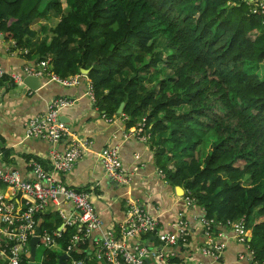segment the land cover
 Instances as JSON below:
<instances>
[{
  "label": "trees",
  "instance_id": "16d2710c",
  "mask_svg": "<svg viewBox=\"0 0 264 264\" xmlns=\"http://www.w3.org/2000/svg\"><path fill=\"white\" fill-rule=\"evenodd\" d=\"M64 3L0 0V32L28 62L49 59L61 79L89 70L102 115L124 117L127 129L144 119L163 178L191 193L214 231L243 219L253 259L264 261V11L243 0ZM52 13L53 26L32 28ZM53 215L40 228L60 227ZM74 233L65 228L59 251L43 249L39 264H59Z\"/></svg>",
  "mask_w": 264,
  "mask_h": 264
},
{
  "label": "built area",
  "instance_id": "2783aa9c",
  "mask_svg": "<svg viewBox=\"0 0 264 264\" xmlns=\"http://www.w3.org/2000/svg\"><path fill=\"white\" fill-rule=\"evenodd\" d=\"M253 13L264 11V1L254 3ZM25 76L46 78L48 82L57 83L62 87H70L78 83V77L61 79L49 72L48 61L33 66H25L19 73L7 72L0 67V79L6 78L12 85L22 86ZM88 95L94 102V96L88 84ZM67 99L54 100L44 115L29 118L24 123L26 138L45 140L59 144L67 135L66 126L59 121V113L69 107ZM104 117V116H103ZM144 119L130 131L137 137L144 135ZM90 145L89 140L67 147L63 151L52 149L43 157L45 163L34 157L26 158L24 174L18 168L0 167V264H19L24 258H30L29 242L38 237L44 249L57 247L58 240L65 228H74L71 247L65 252L69 264H202L197 260H180L172 263L175 255L167 248L181 245L187 247L190 240V230L184 218L180 217L174 223V232H164L159 229L157 217L142 208L136 202L128 203L124 220L112 229L103 230L102 221L91 202L90 192L78 191L68 187L62 178L69 174L76 163L82 158L83 151ZM138 159V157H136ZM100 164L105 177L118 187L129 186L134 170H124L118 159L117 147L106 146L99 155ZM159 175L163 177L161 171ZM182 205L187 210L195 206L196 201L191 193L184 191L180 197ZM72 207L71 212L64 210V205ZM51 207L56 210L49 220L60 219L61 226L52 229H42L41 217L47 215ZM158 210V206L155 207ZM203 212V210H202ZM204 215V213H203ZM205 247L202 253L219 260L225 248L224 243H218L214 236V220L202 216L200 221ZM235 233L239 243L245 246L251 264H264V261L253 259V251L248 244L249 231L243 219L237 222H227ZM40 232H36V228ZM93 233H99L94 237ZM220 236V235H218ZM155 237L160 243L150 247V238ZM87 243V256L72 259V252L77 246ZM243 259L244 256H239Z\"/></svg>",
  "mask_w": 264,
  "mask_h": 264
},
{
  "label": "crops",
  "instance_id": "0c3cea01",
  "mask_svg": "<svg viewBox=\"0 0 264 264\" xmlns=\"http://www.w3.org/2000/svg\"><path fill=\"white\" fill-rule=\"evenodd\" d=\"M34 65L28 62L11 41L0 36V67L5 71L19 73L25 66ZM39 91H30L24 85L16 86L0 79V149L10 152L7 159L0 152V167L18 168L22 174L26 172V158L34 157L45 163L43 157L52 149L63 151L67 147L89 140L90 145L83 151L82 158L73 170L62 180L70 188L90 192L91 202L102 221L103 230L112 229L120 224L126 215L128 203L136 202L157 217L159 229L174 232V223L182 217L188 224L190 240L187 247L181 245L167 248L176 258L190 262L192 259L202 264H251L244 245L239 243L235 233L229 226L218 227L214 232L218 243L225 248L219 260L202 253L205 238L200 224L202 209L195 205L187 210L175 189L161 175L155 162V154L146 140L130 134L136 127L127 129L124 117H103L88 95L89 80L85 75L78 77V83L70 87H62L57 83L42 80ZM67 99L71 105L59 113L68 132L59 144L45 140L26 138L24 123L29 118L44 115L54 100ZM122 114V113H121ZM106 146L117 147L118 159L124 170H134L129 186L118 187L107 180L100 164L99 155ZM138 157V159H136ZM158 206V210L155 207ZM51 207L47 214H54ZM64 210L71 212L69 204ZM247 240L251 238L248 229ZM99 233H93L98 237ZM220 235V236H218ZM160 243L151 241L150 247ZM244 256L240 259L239 256Z\"/></svg>",
  "mask_w": 264,
  "mask_h": 264
},
{
  "label": "water",
  "instance_id": "95a60500",
  "mask_svg": "<svg viewBox=\"0 0 264 264\" xmlns=\"http://www.w3.org/2000/svg\"><path fill=\"white\" fill-rule=\"evenodd\" d=\"M245 2H248V3H254V2H260V1H263V0H243ZM81 74L82 75H87L89 73V70H80ZM44 80L42 77H35V76H25L23 78V85L30 91H39L41 88H42V85H43V81ZM124 108V103H121L118 110H117V114L118 115H121L122 113V110ZM176 191V195L178 197H181L182 196V193H183V189L180 188V187H177L175 189ZM36 232L39 233L40 232V228L37 227L36 228ZM155 237H151L150 240H154ZM249 241V240H248ZM39 243V238L38 237H34L30 240L29 242V248H30V258L32 261H30L28 264H36V262L34 261L35 259V256H36V246L38 245ZM69 256L67 254H63L61 256H59V264H67L65 263L67 260H68Z\"/></svg>",
  "mask_w": 264,
  "mask_h": 264
},
{
  "label": "rangeland",
  "instance_id": "374dc122",
  "mask_svg": "<svg viewBox=\"0 0 264 264\" xmlns=\"http://www.w3.org/2000/svg\"><path fill=\"white\" fill-rule=\"evenodd\" d=\"M61 3H62V7L64 8L65 7V3H64V0H61ZM55 13H52V15L54 16V20H51V22H38V23H36V24H34L33 26H32V28L33 29H35V30H38L39 29V27L42 25V24H47V25H49V26H53L54 24H55V22L57 21V19H59V16H56V15H54ZM56 248L57 247H54V248H52V249H54L55 251H59V250H56ZM43 247L41 246V245H38L37 247H36V256H35V259H34V261L37 263V264H39L40 263V261H41V259H42V256H43Z\"/></svg>",
  "mask_w": 264,
  "mask_h": 264
},
{
  "label": "clouds",
  "instance_id": "9594fccd",
  "mask_svg": "<svg viewBox=\"0 0 264 264\" xmlns=\"http://www.w3.org/2000/svg\"><path fill=\"white\" fill-rule=\"evenodd\" d=\"M2 34H1V32H0V36H1ZM13 44V43H12ZM44 61H48V68H49V59H47V60H44ZM44 61H41V62H44ZM41 62H35V64L34 65H36V64H39V63H41ZM27 66H33L32 64L31 65H27ZM44 80H47L46 78H44ZM48 82V81H47ZM10 83V82H9ZM54 83V82H53ZM31 259V258H30ZM30 261H32V260H30ZM29 261V262H30ZM37 264V263H36Z\"/></svg>",
  "mask_w": 264,
  "mask_h": 264
}]
</instances>
